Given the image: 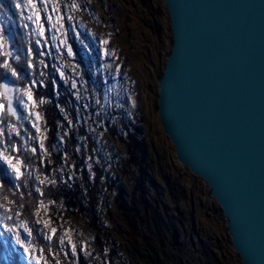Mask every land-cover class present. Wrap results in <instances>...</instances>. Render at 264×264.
I'll return each instance as SVG.
<instances>
[{
	"label": "rangeland",
	"instance_id": "374dc122",
	"mask_svg": "<svg viewBox=\"0 0 264 264\" xmlns=\"http://www.w3.org/2000/svg\"><path fill=\"white\" fill-rule=\"evenodd\" d=\"M17 30L27 46L21 54L28 76L11 63L21 56L12 45ZM171 40L163 0H0V81L7 75L16 82L19 106L12 123L0 89V163L12 181H32L28 190L37 198L34 231L0 174V264L15 256L19 264H243L209 188L179 163L160 124L158 84ZM43 74L66 95L52 143L61 154L56 164L43 102L34 93ZM128 131L147 148L141 171L126 161ZM64 135L76 138L81 164L64 150ZM25 149L40 155V166L25 164ZM83 169L90 183L100 174L92 217L43 196L48 184L80 183ZM139 176L150 207L162 216L158 227L141 211L131 222L119 206V188L130 206Z\"/></svg>",
	"mask_w": 264,
	"mask_h": 264
},
{
	"label": "water",
	"instance_id": "95a60500",
	"mask_svg": "<svg viewBox=\"0 0 264 264\" xmlns=\"http://www.w3.org/2000/svg\"><path fill=\"white\" fill-rule=\"evenodd\" d=\"M172 33L157 111L176 159L221 209L243 264H264V0H163ZM15 120L16 82L1 78Z\"/></svg>",
	"mask_w": 264,
	"mask_h": 264
},
{
	"label": "trees",
	"instance_id": "16d2710c",
	"mask_svg": "<svg viewBox=\"0 0 264 264\" xmlns=\"http://www.w3.org/2000/svg\"><path fill=\"white\" fill-rule=\"evenodd\" d=\"M13 47H15L18 53L21 55L15 61L11 63L19 70L21 76L22 75H29V69L27 68L28 61L25 59V56L22 53V50H26L27 46L23 37H21L19 31L17 30L14 32L13 36ZM74 48L77 50L76 45L73 44ZM40 79L37 81V89L35 90V95L38 100H42V114L45 120V126L48 131V141L49 142V149L50 154L54 158V164L60 161L61 154L56 153L52 143L56 140V134L59 127L60 121H62V115L59 110V104L66 103V95L62 93V86L61 83L58 84V91H56L54 86V81L51 75H41ZM7 117L12 121L15 122L13 117L7 115ZM15 138V137H14ZM16 144H20L21 141L18 137L15 138ZM125 146L127 151V163L135 164L139 167L141 171L142 164L140 163L145 156L146 153V146L142 144V141L136 136L135 133L128 131L126 135ZM77 143L76 138L73 135H64V150L67 151L74 159L77 161L78 164H81V159L77 156ZM23 155V159L25 164L31 165H38L40 166V155L36 153H30L27 149L24 151H20ZM46 171L50 169L49 165H44ZM83 167V166H82ZM83 176L81 182L84 183L86 190L84 191L80 185V183H74L72 186H66L64 183L57 181V183L48 184L47 186L42 187L43 189V196L48 198H54L55 200H64L67 205L75 212H87L90 217L94 216L96 212V205L98 199V185L100 184V174L95 175V179L93 182L88 181V176L85 173L84 169L82 170ZM0 174L1 179L4 183H8L11 185V188L14 191H9V196L13 202H15L19 207V211H21L22 217H24L32 226L33 230L35 231L36 226L32 222V213L33 209L36 206L37 198L35 197V193L28 190L32 188V181L26 180L25 178L21 177L16 182L12 181L9 176H7L6 169L4 165L0 163ZM141 177H136L135 185L133 191L130 196V206H126L125 200L128 198L124 195L123 189L119 188V196L123 199L119 206L124 210L125 214L129 216V220L132 222L133 217L140 213L147 215L150 214L154 225L156 227L162 221V216L159 214L157 208L150 207L148 200L145 197L146 189H145V181L144 179H140ZM28 181L29 183H26ZM31 183V184H30ZM17 188V189H16ZM125 197V198H124ZM149 207L151 208L149 211ZM149 211V212H148ZM139 212V213H138ZM143 215L141 216V218ZM167 230L171 231V227H167ZM38 240L42 241V237H37ZM5 250L3 241L0 237V251ZM15 259L11 264H19L17 256L14 257Z\"/></svg>",
	"mask_w": 264,
	"mask_h": 264
},
{
	"label": "snow or ice",
	"instance_id": "6c2138e0",
	"mask_svg": "<svg viewBox=\"0 0 264 264\" xmlns=\"http://www.w3.org/2000/svg\"><path fill=\"white\" fill-rule=\"evenodd\" d=\"M5 159H7V158H5ZM9 162H10V161H9ZM14 167H15V166H14ZM16 171H19V169L17 168Z\"/></svg>",
	"mask_w": 264,
	"mask_h": 264
}]
</instances>
